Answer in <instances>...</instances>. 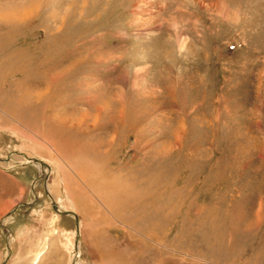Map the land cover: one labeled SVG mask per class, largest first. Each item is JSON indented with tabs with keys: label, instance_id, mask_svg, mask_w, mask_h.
Segmentation results:
<instances>
[{
	"label": "rangeland",
	"instance_id": "rangeland-1",
	"mask_svg": "<svg viewBox=\"0 0 264 264\" xmlns=\"http://www.w3.org/2000/svg\"><path fill=\"white\" fill-rule=\"evenodd\" d=\"M0 264H264V0H0Z\"/></svg>",
	"mask_w": 264,
	"mask_h": 264
},
{
	"label": "water",
	"instance_id": "water-1",
	"mask_svg": "<svg viewBox=\"0 0 264 264\" xmlns=\"http://www.w3.org/2000/svg\"><path fill=\"white\" fill-rule=\"evenodd\" d=\"M39 163V164H41L44 168L45 167H47V164H45L43 161H41V160H34V163ZM53 207H54V209L57 211V212H59L60 214H62V215H64V216H69V215H72L70 212H60L59 211V209L57 208V205L54 203L53 204ZM72 216H74L75 218H76V221H77V227H78V218H77V216L76 215H72ZM78 229V228H77Z\"/></svg>",
	"mask_w": 264,
	"mask_h": 264
},
{
	"label": "bare ground",
	"instance_id": "bare-ground-1",
	"mask_svg": "<svg viewBox=\"0 0 264 264\" xmlns=\"http://www.w3.org/2000/svg\"><path fill=\"white\" fill-rule=\"evenodd\" d=\"M1 162H5V161H1ZM49 168V167H48ZM57 208H58V206H57ZM59 209V208H58ZM62 213V212H61ZM72 215H75V214H73V213H71Z\"/></svg>",
	"mask_w": 264,
	"mask_h": 264
}]
</instances>
